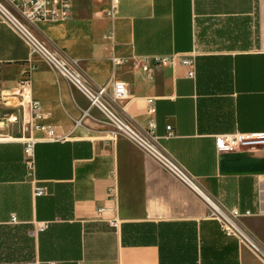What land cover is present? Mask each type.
<instances>
[{
  "label": "crops",
  "instance_id": "1",
  "mask_svg": "<svg viewBox=\"0 0 264 264\" xmlns=\"http://www.w3.org/2000/svg\"><path fill=\"white\" fill-rule=\"evenodd\" d=\"M116 1L70 0L62 20L25 24L36 46L0 15V105L16 110L3 101L26 79L41 114L32 169L24 140L0 134V264H264L251 246L264 251V145L219 152L215 141L264 134V0ZM56 62L91 89L123 82L122 100L107 86L106 107L188 180L96 133ZM213 204L242 215L248 240L224 233Z\"/></svg>",
  "mask_w": 264,
  "mask_h": 264
},
{
  "label": "built area",
  "instance_id": "2",
  "mask_svg": "<svg viewBox=\"0 0 264 264\" xmlns=\"http://www.w3.org/2000/svg\"><path fill=\"white\" fill-rule=\"evenodd\" d=\"M116 3V0H112ZM70 0H0V15L3 20L7 21L11 27L17 29L22 35H24L27 40L36 46L37 43L32 38V35L27 33L28 31L24 28L25 24L31 23L34 21H45L47 19H59L65 18L68 16L70 11ZM115 11L114 4L110 6L107 15H112ZM161 61H171L170 58L160 59L154 58L152 59V63L159 64ZM180 62L184 65L190 67L187 76L193 77L194 70L192 68L193 58L192 57H180ZM59 63V62H58ZM56 62L57 69L60 74L63 76L66 75L70 78L73 85L81 91L85 97H87L89 101L90 107H97L100 109L104 108L105 103V95L107 93V89L109 86L110 96L112 100H122L126 96V87L123 82L120 81H111L107 85L96 87V89H91L84 82L76 80L74 75L70 73H63L62 66ZM142 63H144V68H147L148 63L145 58H143ZM20 86L17 88V92L22 94H27L29 91V82L26 79L21 80ZM27 109L30 114L33 115V118H40L41 114L39 113V106L36 100H28ZM147 111L149 115L155 113L154 107L152 105V101L150 99L147 100ZM42 129L43 126L39 125ZM154 126V121L149 120L147 123V131L152 132ZM170 131H167L166 135H171ZM147 140V139H146ZM216 147L219 152L231 151V150H240V148H254L256 146L264 145V134H244V133H232V134H224L219 135L215 138ZM34 144L35 138H29L24 140V155H25V165L28 169H32L34 167ZM143 149H148L147 145L141 143ZM154 146V145H153ZM162 153V152H161ZM163 154V153H162ZM164 155V154H163ZM165 156V155H164ZM156 157V156H155ZM166 157V156H165ZM157 158V157H156ZM167 158V157H166ZM159 159V158H158ZM163 159V158H162ZM159 159L161 163L166 165L171 173H174L177 178L187 181L186 176L176 170L173 166V163L167 164L164 160ZM108 196L109 198H113L115 196V191L112 187L108 188ZM34 196H41L46 194V188L43 186H35L33 189ZM103 210V208H99L98 212ZM212 216L218 220L220 225L223 228L224 233L227 235H233L237 237L240 241L248 240L247 235L240 229L237 224V218L241 217L240 213L236 209L231 210L230 212H224L217 206L213 204V209L211 212ZM248 212H245L244 215H247ZM11 222H15V217H11ZM110 225L116 226V221H110ZM47 228V224L43 223L39 227V230L42 231ZM253 250L264 258V251L260 249V247L256 245H251Z\"/></svg>",
  "mask_w": 264,
  "mask_h": 264
},
{
  "label": "rangeland",
  "instance_id": "3",
  "mask_svg": "<svg viewBox=\"0 0 264 264\" xmlns=\"http://www.w3.org/2000/svg\"><path fill=\"white\" fill-rule=\"evenodd\" d=\"M5 75V74H4ZM3 75V71L0 69V86H1V76ZM72 86L77 89L73 83ZM78 90V89H77ZM9 99H4V104L8 105V103H12V105L15 106V109H10L8 106H5V108L1 104L0 108V134H8L12 137H22V140H26L29 138H33L32 136V125H33V115L30 114L27 110V98L25 94L22 93H17V94H12L10 96H6L5 98ZM18 106H21V114ZM113 110V109H112ZM114 111V110H113ZM115 112V111H114ZM118 116L119 114L115 112ZM89 115L91 117L92 121V128L93 130L99 133H101L103 136L106 135L107 138L110 141L117 140V139H122L127 142L132 141L136 143L142 151L147 153L151 158H154L157 160V162L161 163L158 158H156L148 149H143L142 145L140 144L139 141H136L129 135H127L123 130H121L119 127L116 126L114 121H112L108 115L102 111L100 108H95L93 107L92 110L90 111ZM120 117V116H119ZM13 118V119H12ZM15 118V119H14ZM3 121V122H2ZM130 126V125H129ZM144 139V138H143Z\"/></svg>",
  "mask_w": 264,
  "mask_h": 264
},
{
  "label": "bare ground",
  "instance_id": "4",
  "mask_svg": "<svg viewBox=\"0 0 264 264\" xmlns=\"http://www.w3.org/2000/svg\"><path fill=\"white\" fill-rule=\"evenodd\" d=\"M24 28H26V26H24ZM33 40L36 42L35 38L32 37ZM39 46V45H38ZM59 65L62 66V64L59 62L58 63ZM63 70L62 72L63 73H67L69 74V72L67 71L68 69L65 67V66H62ZM76 77V76H75ZM76 80H78V78L76 77L75 78ZM104 108L102 109L103 112H105L108 117L114 121V123L116 124L117 127H119L121 130H123L127 135H129L130 137H132L133 139H135L136 141H139L141 143H144L147 145L148 147V150L154 155L156 156L157 158L159 159H162L164 160L167 164H171L169 159L166 158L162 153H160L154 146L151 142H149L148 140L146 139H143L141 137V135H139L138 132H136L132 127L128 126L126 123H124L121 119H119L118 117H116V115L114 114V112H110V110L106 107L105 103H104ZM22 138V137H21ZM179 178V177H178Z\"/></svg>",
  "mask_w": 264,
  "mask_h": 264
}]
</instances>
